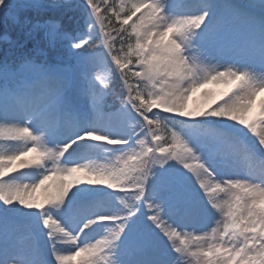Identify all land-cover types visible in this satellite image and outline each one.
Returning a JSON list of instances; mask_svg holds the SVG:
<instances>
[{
  "label": "snow or ice",
  "instance_id": "snow-or-ice-1",
  "mask_svg": "<svg viewBox=\"0 0 264 264\" xmlns=\"http://www.w3.org/2000/svg\"><path fill=\"white\" fill-rule=\"evenodd\" d=\"M0 26V264H264V0Z\"/></svg>",
  "mask_w": 264,
  "mask_h": 264
},
{
  "label": "rangeland",
  "instance_id": "rangeland-1",
  "mask_svg": "<svg viewBox=\"0 0 264 264\" xmlns=\"http://www.w3.org/2000/svg\"><path fill=\"white\" fill-rule=\"evenodd\" d=\"M198 95H199V94H197V96H198ZM259 96H260V100L264 99V93H260Z\"/></svg>",
  "mask_w": 264,
  "mask_h": 264
},
{
  "label": "trees",
  "instance_id": "trees-1",
  "mask_svg": "<svg viewBox=\"0 0 264 264\" xmlns=\"http://www.w3.org/2000/svg\"><path fill=\"white\" fill-rule=\"evenodd\" d=\"M0 27H2V26H0Z\"/></svg>",
  "mask_w": 264,
  "mask_h": 264
}]
</instances>
